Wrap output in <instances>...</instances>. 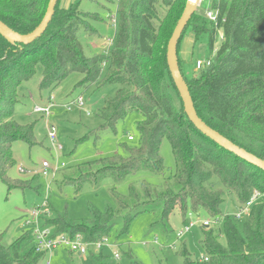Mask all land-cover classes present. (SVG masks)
<instances>
[{
  "label": "trees",
  "instance_id": "16d2710c",
  "mask_svg": "<svg viewBox=\"0 0 264 264\" xmlns=\"http://www.w3.org/2000/svg\"><path fill=\"white\" fill-rule=\"evenodd\" d=\"M48 1L0 0V22L19 34L30 33L41 22ZM186 1L117 0L112 42L91 57L84 55L77 34H91V24L99 16L83 12L79 3L61 8L58 0L46 31L31 44H10L0 36V180L8 191H38L35 177L21 181L7 174L15 164V142L28 148L38 144L35 124L22 125L12 118L19 101L18 87L35 75L37 64L42 67L40 90L56 86L76 72L83 76V88L116 87L97 115L106 129L127 114L137 113L139 143L124 147L123 156L76 165L63 177L62 185H98L108 176L119 183L140 169L160 174L164 170L159 154L163 136L170 144L175 171L162 188L143 183L130 187L126 196L113 188V204L102 213L90 207L86 220L56 214L45 225L55 234L82 233L87 241H95L109 237L116 227L119 235L124 234L132 219L149 212L157 215L152 228L167 237L172 233L169 219L174 210L184 217V225L189 212L203 211L214 221L202 227L200 246L207 261L192 259L183 248L182 264H264V198L252 205L248 217L239 220L244 221L239 228L221 213L225 193L236 208L254 191L264 194V172L220 148L192 125L167 68L166 46ZM203 10L215 13V19L194 13L177 45L179 69L197 116L264 160V0H208ZM188 28L196 37L207 35L210 50L215 37L221 35L219 48L207 58L209 65L196 69L197 74L190 77L185 76L178 57ZM160 30L166 32L163 45ZM24 241L21 237L6 246L0 235V264H37L43 254L23 249ZM125 255L130 264H140L129 251ZM93 258L97 264H105L102 254Z\"/></svg>",
  "mask_w": 264,
  "mask_h": 264
},
{
  "label": "rangeland",
  "instance_id": "374dc122",
  "mask_svg": "<svg viewBox=\"0 0 264 264\" xmlns=\"http://www.w3.org/2000/svg\"><path fill=\"white\" fill-rule=\"evenodd\" d=\"M79 3L83 12L96 13L99 20L92 22L94 31L88 34L80 31L77 34L78 41L82 45L84 55L91 57L104 52L108 40L114 35L111 16H115L117 0H59L61 8H69L72 4ZM208 0H200L196 7V14L205 17L203 10ZM116 19V18H115ZM160 30V42L163 45L167 41L166 32ZM178 57L186 77L197 74L195 62L204 61L215 54L221 44V37L218 34L213 43V49L208 47V37L203 34L195 36L191 28H188L182 37ZM166 39V40H165ZM162 46H160V50ZM156 59V55L153 60ZM42 77V67L36 66L35 75L23 82L18 87L19 101L14 108L12 118L19 124H35V135L38 144L28 148L22 142H15L12 148L14 166L7 174L9 177L21 181L34 179L38 185V191L19 188L7 190L5 184L0 180V235L2 243L11 245L21 237H25L23 249L31 248L27 239L29 229L21 226L23 216L28 210L35 207H42L48 211L46 220L52 219L56 214H65L70 220H86L89 218V208L92 207L102 213L113 204L112 189L120 196H126L130 187H139L147 183L155 188H162L165 182L175 171V162L170 144L163 136L160 142L159 154L163 160L164 170L158 174L149 170L140 169L126 176L119 183H115L111 176L101 180L98 185L84 183L80 188L70 184L62 185L63 177L70 175L72 168L81 163L103 159L114 155L123 156L124 147H135L139 143L136 122L139 115L135 112L127 114L123 119L117 121L112 128H103V120L97 115L99 108L103 105L105 98L110 97L116 87L109 85L103 89L83 88L80 86L83 76L73 72L69 74L58 85L39 89V81ZM52 97V116L45 121L40 114L33 113L35 106H45ZM81 97L84 106L77 107L69 102ZM47 126H54L56 130V146H61V151H54V148L47 138ZM131 136L132 141L128 140ZM47 161L51 168L57 167L59 172L52 176L49 171L44 176L41 171V163ZM65 165L61 169L59 166ZM19 167L24 172H19ZM235 204L231 197L224 194L221 205V213L229 216L236 223L238 228L244 221H237ZM156 214L149 212L142 213L131 220L124 234L119 235V227H116L109 236L111 246L104 249L102 256L105 264H130L126 258L129 251L133 259L140 264H182L183 248L192 259L205 257V251L200 246L202 239V222L212 221L205 212H190L186 222H195L188 233L180 240L175 239V231L183 228V218L178 210L170 215L169 224L172 233L167 237L162 231L152 228ZM245 219V218H244ZM242 219V220H244ZM53 232V228L49 227ZM157 238L159 245L146 247L143 241H151ZM173 243L174 249H169L166 244ZM161 245V246H160ZM169 245V244H168ZM118 256V259L115 258ZM99 256V255H94ZM94 256L80 258L64 250H56L51 255H43L37 264H97Z\"/></svg>",
  "mask_w": 264,
  "mask_h": 264
},
{
  "label": "built area",
  "instance_id": "2783aa9c",
  "mask_svg": "<svg viewBox=\"0 0 264 264\" xmlns=\"http://www.w3.org/2000/svg\"><path fill=\"white\" fill-rule=\"evenodd\" d=\"M206 17L209 20L215 19V13L211 11H207L205 13ZM116 17L111 16V22L114 29L116 28ZM221 37V35H220ZM112 42L111 39L108 40V45ZM210 60L206 59L204 61L197 60L195 63V69H199L203 66H208ZM52 97L49 98L48 103L45 106H35L33 108V113L40 114L41 117L48 121L52 116L51 108L53 107V103L51 102ZM71 104H75L77 107L82 108L84 106V102L81 97L76 98L75 100L69 102L66 107L69 109ZM47 138L51 142L54 151H61V146H56V130L54 126H47ZM132 137L129 136L128 140L132 141ZM61 169L65 168L64 164L59 166ZM41 171L44 176L49 174V171L52 172V176H54L59 170L57 167L51 168L47 161L41 163ZM19 172H24L23 168L19 167ZM264 198V194L259 193L258 191H254L250 197V199L237 207L236 214L234 215L235 220H242L248 217L252 205ZM48 215V211L45 209V203L42 207L31 208L27 211V213L23 216L21 226L29 229V242L30 246L35 253L43 254V255H51L56 250H64L70 254L77 255L80 258H87L89 256L100 255L103 253L104 249L111 246L109 237H99L95 241H87L86 237L82 233L75 234H66V233H53L49 226L45 225L46 216ZM190 215V212L188 213ZM214 221L204 220L201 224L202 227H209L212 225ZM193 227H195V222H188L183 228L179 231L174 232L175 239L180 240V238L188 233ZM143 246L159 245L158 239L154 238L151 241H143ZM169 244V245H168ZM166 244V247L169 249H174L173 243ZM161 246V245H160ZM115 258L118 259V256L115 255ZM201 261H207V256L199 259ZM49 264V262H47Z\"/></svg>",
  "mask_w": 264,
  "mask_h": 264
},
{
  "label": "water",
  "instance_id": "95a60500",
  "mask_svg": "<svg viewBox=\"0 0 264 264\" xmlns=\"http://www.w3.org/2000/svg\"><path fill=\"white\" fill-rule=\"evenodd\" d=\"M200 0H187L185 7L178 19L172 34L168 40L166 46V64L168 71L170 73L171 79L175 85L178 95L183 104V110L186 114L188 120L192 125L205 137L213 141L220 148L233 154L237 158L245 161L246 163L258 168L264 172V160L256 157L255 155L247 152L246 150L238 147L236 144L232 143L226 137L213 130L207 126L198 116L195 111L190 93L188 91L187 84L185 83L178 65L177 59V45L181 38V35L191 19L192 15L196 11L197 4ZM58 0H49L45 14L38 24V26L27 34H19L2 22H0V36L8 41L10 44H20L28 45L33 43L35 40L41 37V35L46 31L52 17L54 14L55 6Z\"/></svg>",
  "mask_w": 264,
  "mask_h": 264
}]
</instances>
